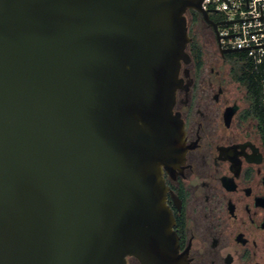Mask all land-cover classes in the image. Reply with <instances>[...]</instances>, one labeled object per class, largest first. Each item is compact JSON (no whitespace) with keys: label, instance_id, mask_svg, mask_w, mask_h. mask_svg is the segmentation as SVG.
<instances>
[{"label":"water","instance_id":"obj_1","mask_svg":"<svg viewBox=\"0 0 264 264\" xmlns=\"http://www.w3.org/2000/svg\"><path fill=\"white\" fill-rule=\"evenodd\" d=\"M204 0H0V264H187L164 169ZM189 69H186V74Z\"/></svg>","mask_w":264,"mask_h":264},{"label":"flooded vegetation","instance_id":"obj_2","mask_svg":"<svg viewBox=\"0 0 264 264\" xmlns=\"http://www.w3.org/2000/svg\"><path fill=\"white\" fill-rule=\"evenodd\" d=\"M200 18L219 46L214 26ZM195 24L190 23V32ZM219 50L232 61L229 52ZM190 63L193 57L183 64L185 79L174 106L185 122L186 158L164 169L180 252L187 264H264V132L259 118L240 80L220 70L215 77L207 75L204 65L193 69ZM128 262L142 264L136 256Z\"/></svg>","mask_w":264,"mask_h":264},{"label":"built area","instance_id":"obj_3","mask_svg":"<svg viewBox=\"0 0 264 264\" xmlns=\"http://www.w3.org/2000/svg\"><path fill=\"white\" fill-rule=\"evenodd\" d=\"M203 6L223 11L224 19H237L220 27L224 47L244 48L256 66L264 64V0H204Z\"/></svg>","mask_w":264,"mask_h":264},{"label":"trees","instance_id":"obj_4","mask_svg":"<svg viewBox=\"0 0 264 264\" xmlns=\"http://www.w3.org/2000/svg\"><path fill=\"white\" fill-rule=\"evenodd\" d=\"M193 23H196L202 13L196 9H189ZM217 14L211 12V17ZM224 16V15H223ZM193 40L189 44V51L193 57L194 64L197 69L204 65V49L199 39H197L192 32H190ZM228 56L233 61L232 74L235 79L242 82L248 92V98L251 102V108L258 116L260 127L264 132V64L256 66L254 60L248 56L247 50H238L229 52Z\"/></svg>","mask_w":264,"mask_h":264},{"label":"rangeland","instance_id":"obj_5","mask_svg":"<svg viewBox=\"0 0 264 264\" xmlns=\"http://www.w3.org/2000/svg\"><path fill=\"white\" fill-rule=\"evenodd\" d=\"M214 13H216L217 15H226V13H224L223 11H215ZM187 17L190 30V23H192V18L189 10L187 11ZM191 32L197 39H199L204 49V72L207 75H212L215 77L218 75V70H220V74L226 75L228 79H235L232 75V61L222 56L216 37L214 36L212 30L203 22L201 18L196 22L193 31ZM190 64L194 69V64Z\"/></svg>","mask_w":264,"mask_h":264}]
</instances>
